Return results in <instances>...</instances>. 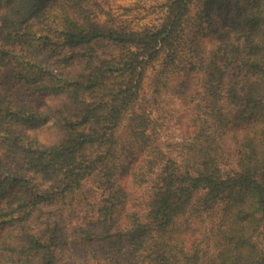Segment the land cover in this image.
<instances>
[{
  "label": "trees",
  "instance_id": "16d2710c",
  "mask_svg": "<svg viewBox=\"0 0 264 264\" xmlns=\"http://www.w3.org/2000/svg\"><path fill=\"white\" fill-rule=\"evenodd\" d=\"M166 8L135 29L101 0H0V264H65L70 245L106 264H264V0ZM169 89L179 156L151 115ZM50 121L56 143L30 134Z\"/></svg>",
  "mask_w": 264,
  "mask_h": 264
},
{
  "label": "rangeland",
  "instance_id": "374dc122",
  "mask_svg": "<svg viewBox=\"0 0 264 264\" xmlns=\"http://www.w3.org/2000/svg\"><path fill=\"white\" fill-rule=\"evenodd\" d=\"M168 0H101L104 12L102 20L115 24H126L135 29H142L147 26L158 24L166 13ZM150 91V90H149ZM186 107L171 89L164 92L163 96L154 105L152 118L157 128L159 142L166 152L173 156H179L184 139L181 137V122L186 113ZM30 134L36 136L42 143L53 144L59 141L63 133L59 126L50 121L38 128L29 130ZM95 184L88 180L85 184V192L77 197L74 209L78 220L88 215L92 209L93 194L90 191ZM143 190L138 189L134 198H139ZM138 200V199H137ZM88 212V213H87ZM92 213V211H91ZM90 216V215H89ZM210 222L206 226H210ZM65 264H106L98 262L82 248L69 246L64 256Z\"/></svg>",
  "mask_w": 264,
  "mask_h": 264
}]
</instances>
